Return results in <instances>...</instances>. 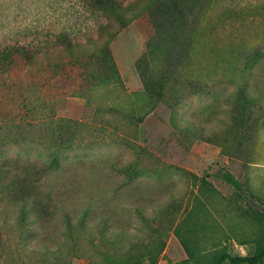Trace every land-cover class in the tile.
Here are the masks:
<instances>
[{
	"label": "rangeland",
	"instance_id": "obj_1",
	"mask_svg": "<svg viewBox=\"0 0 264 264\" xmlns=\"http://www.w3.org/2000/svg\"><path fill=\"white\" fill-rule=\"evenodd\" d=\"M155 1L127 0L122 29L81 0H0V49L30 47L0 69V162L46 174L38 193L16 194L19 172L2 170L0 264H179L183 244L201 264L223 247L253 252L239 243L264 231V0H200L181 41L146 60ZM62 30L80 41L53 52ZM111 35L119 77L53 74L73 54L101 56Z\"/></svg>",
	"mask_w": 264,
	"mask_h": 264
},
{
	"label": "trees",
	"instance_id": "obj_2",
	"mask_svg": "<svg viewBox=\"0 0 264 264\" xmlns=\"http://www.w3.org/2000/svg\"><path fill=\"white\" fill-rule=\"evenodd\" d=\"M126 1L127 0H81V5L85 13L88 10L92 11L98 16L119 23L120 27L123 29L133 23V18H128L126 12ZM169 1L170 0H156L153 4L146 7V11L156 32L155 37L147 43L146 60L148 54H151L154 49L169 54L170 49H168V44H178L182 37L180 32L188 29L193 24L191 19L189 20L191 15H186L184 13H186V10L191 13V8L199 10V6L203 3V1L195 0L193 5H188L186 0ZM159 5L165 6V15L160 13V9L158 8ZM76 35H78V32L75 34V32L73 33L66 30L52 33L50 40V43L54 44L52 51L55 52L61 49L63 45H67L68 48L72 49L71 44H78L77 42L80 41ZM82 37L88 40L91 39L92 44H96V41H93L94 36H88L86 33ZM112 38L114 37L111 35L110 40L103 42L104 46L100 49L101 56L96 57L93 53L88 57L90 60L86 61L83 60L82 57H76L73 54L72 59L67 63L60 62L53 64V74H58L66 69L83 68L85 74H107L109 71H112L114 77H119L109 49ZM29 55L30 47L28 45L19 44L18 46H6L4 49H0V69L3 72H10L11 67H13L18 57H24L28 62L30 58ZM84 56L85 55H83V57ZM92 58H94L97 67L95 70H92V72H89L87 71V63H91ZM147 91L151 92L149 88L145 90V92ZM147 114L148 113H145V115ZM145 117L146 116H142L140 118L141 122L144 121ZM10 167L17 170L20 176L17 182L16 194H19L21 191L38 193L44 186L46 174L40 164L30 162L22 163L14 157H8L0 162V179L2 170ZM223 179L236 190L242 188L239 180L229 173L224 174ZM239 244L242 246H253V252L247 255H234L226 247H223L214 254L213 258L206 264H264V231L255 234L250 240L240 241ZM183 245L187 254V259L179 264H201L199 262L200 255L195 254L186 244Z\"/></svg>",
	"mask_w": 264,
	"mask_h": 264
}]
</instances>
